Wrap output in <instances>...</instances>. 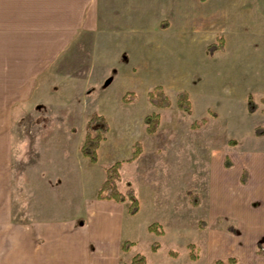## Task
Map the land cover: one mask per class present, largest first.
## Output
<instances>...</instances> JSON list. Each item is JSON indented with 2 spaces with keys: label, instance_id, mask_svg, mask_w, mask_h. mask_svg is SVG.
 Masks as SVG:
<instances>
[{
  "label": "rangeland",
  "instance_id": "obj_1",
  "mask_svg": "<svg viewBox=\"0 0 264 264\" xmlns=\"http://www.w3.org/2000/svg\"><path fill=\"white\" fill-rule=\"evenodd\" d=\"M157 1H149L156 12L141 8L139 17H124L125 23L112 17L96 48L100 36H80L77 48L32 88L21 90L16 83L11 98L10 91L0 89V148L6 139L12 173V195L0 200V264H24L23 252L32 246L40 250L31 264H129L137 253L147 257V264L215 263L216 258L205 259V249L216 251L215 245L207 250L206 242L216 234L213 213L226 203L219 196L216 205L219 169L244 166L247 152L264 153V0H182L179 13L175 0H159V6ZM0 14L1 59L15 52L6 46L22 40L23 33ZM220 41L224 48L210 55L208 45ZM156 86L164 88L170 107L150 102ZM182 90L190 94L191 113L178 107ZM129 91L136 98L126 103ZM250 96L255 111L248 109ZM6 103L9 113H4ZM94 112L110 127L95 163L80 150ZM152 113L160 115V124L148 133L144 118ZM137 141L142 151L131 159ZM119 160V189L125 192L131 182L140 202L135 215L128 211L129 200L110 206L98 198L108 167ZM249 203L256 208L262 202ZM96 204L111 215L101 221L106 232L120 222L119 240L103 243L104 234L87 242L86 230L92 225L98 232L100 225L90 209ZM227 220L220 217L218 226L227 228ZM44 221L74 224L84 232L76 237L85 249L76 246L75 252L69 238L48 240L33 226L34 242L21 241L30 228L26 223ZM153 222L162 225L163 234L147 229ZM242 230L234 227L231 233ZM125 240L137 244L124 251ZM52 247L57 254L47 257Z\"/></svg>",
  "mask_w": 264,
  "mask_h": 264
},
{
  "label": "crops",
  "instance_id": "obj_2",
  "mask_svg": "<svg viewBox=\"0 0 264 264\" xmlns=\"http://www.w3.org/2000/svg\"><path fill=\"white\" fill-rule=\"evenodd\" d=\"M149 1L0 0V13H2V16L6 20L11 19L10 24L12 28L19 27L23 33L22 40L17 41L10 48L6 46L7 49L14 50L15 52L0 59V82L4 83L0 85V89L6 88L10 91L8 96L11 98L13 97L11 91H14L13 87L16 83H20L21 90L32 88L33 84L38 82L42 75H45L52 67L57 65L58 61L68 51L70 52L77 48L80 36L87 35L88 33L100 36L98 37L99 40L95 43L94 48H96L97 42L105 39L104 29L112 17H116L119 21L125 23L124 17H139L141 8H144V11H149L152 8L151 10L156 12V8ZM175 2L176 5L174 6L176 9L178 8L179 13L182 11H180V7H182L183 2L182 0H175ZM156 4L159 6L160 1L158 0ZM7 23L5 21V24ZM138 23L140 25L139 21ZM128 25H131V23L129 22ZM153 27L157 33V27ZM114 69L116 70V68H113L112 72ZM109 78L113 80L112 76L108 77L107 80ZM9 112L10 106L6 103L4 113ZM5 126L7 129L6 124ZM6 141V139H4L3 143L1 141V144L5 148H0V152L4 151L3 154L0 153V200L4 201H7L9 196L12 195L11 158L7 151ZM248 153L250 155H247ZM247 154L244 166H232L234 169L230 171L219 169L220 172L217 174V184L221 189L216 188V205L219 196L221 197V201L226 203L223 207L216 208V213H213V218L216 217V234L209 236L206 248L208 250V247L211 248L215 245L216 251L207 253L205 249V253L209 255L208 258L205 257L207 260L216 258V261L218 259L225 260L230 257H236L238 260L236 264H264V153L251 154L247 152ZM221 172H224V174L222 175ZM253 198L262 202L259 207L255 208L251 206L249 202ZM100 201L103 205L111 206L113 204L115 206L119 204L117 201L103 199H100ZM103 205L96 204L97 207L94 208L93 206L90 208L94 209L93 213L91 212L95 216L93 221H99L100 225L98 226V232L91 231L92 225L86 230L87 242L101 239V235L104 234L107 235L103 237V243H109V240L116 241V239L119 240L120 238L119 234L115 233L117 228L121 231L119 227L120 222L115 226L116 231L112 229L114 231L110 230L106 232V229L103 228L104 225L101 221L108 222L105 219L110 215L107 212H101L99 207ZM98 213L104 215V220L103 218L101 220L98 219ZM222 216L228 219L227 228L223 229L218 226V219ZM149 224H147L148 230ZM25 225L44 230L42 233L47 235L48 240L54 237H57V239L69 238V241L72 240L70 247L75 252L76 246H79L80 249L81 247L85 249L83 244L81 245L82 240L76 237L78 233L81 236V233L84 232L76 230L74 224L70 222L44 221L39 225L31 222ZM234 227L239 231L243 229V233L232 234L231 231H234ZM26 231L27 234L21 235V241L27 243L31 239L30 241L34 242L33 239L37 235L34 233V229L30 227ZM51 246H54V244H51ZM54 247L60 248L59 251H61V246ZM27 249V252L26 250L23 252L24 264H31V257H39L40 249L37 246ZM50 251L53 253H48L46 256L55 257L57 254L56 249L53 248ZM113 262L106 260L104 264H114Z\"/></svg>",
  "mask_w": 264,
  "mask_h": 264
},
{
  "label": "trees",
  "instance_id": "obj_3",
  "mask_svg": "<svg viewBox=\"0 0 264 264\" xmlns=\"http://www.w3.org/2000/svg\"><path fill=\"white\" fill-rule=\"evenodd\" d=\"M224 43L223 41L214 42L208 45L207 51L210 55H213L217 50L223 49ZM111 78L106 81L108 85L111 82ZM136 98V94L134 92H127L123 96L124 102H130ZM149 100L150 102L160 108L170 107L172 101L164 88L162 86H156L149 92ZM177 104L178 107L187 112L191 113L192 110V102L190 98V94L186 90H182L177 94ZM248 109L250 111H255L257 109V104L253 101V98L250 96L248 98ZM146 124V130L148 133H154L159 127L160 124V115L158 113L148 114L144 118ZM109 124L107 118L98 112L92 113L86 125V134L83 143L80 146V150L84 156H86L91 162H97L99 160V148L103 140L106 139V134L109 131ZM258 132V130H257ZM261 134V131L258 132ZM142 151V143L137 141L135 143V150L133 151L131 159H136L140 156ZM227 165L231 166L230 162L227 161ZM123 167V161H116L114 164L108 167L107 176L105 181L102 183L99 191L98 198L106 199V200H114L117 202H125L126 200L130 201V205L128 211L131 215H135L138 213L140 209V202L136 195V191L133 188L131 182H128V188L125 192L119 189V182L122 180L121 169ZM193 196H196L194 193ZM149 230L158 235L164 233L162 225L157 222H153L149 225ZM136 242L132 240H125L122 249L124 251H128L131 246L135 245ZM191 248L194 247L193 244L189 245ZM160 247V243L158 241L153 242L152 250L157 251ZM172 255H176V252L171 251ZM192 259L197 258V254L192 252ZM230 261H235V259L231 258ZM130 264H147V257L142 253H137L132 257ZM214 264H226V261L223 259H218Z\"/></svg>",
  "mask_w": 264,
  "mask_h": 264
}]
</instances>
